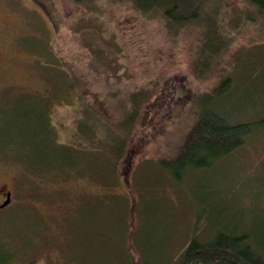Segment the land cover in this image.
Returning a JSON list of instances; mask_svg holds the SVG:
<instances>
[{
  "label": "rangeland",
  "instance_id": "1",
  "mask_svg": "<svg viewBox=\"0 0 264 264\" xmlns=\"http://www.w3.org/2000/svg\"><path fill=\"white\" fill-rule=\"evenodd\" d=\"M222 10L229 44L211 61L205 73L209 81L196 91L183 96L174 91L178 71L190 69L191 37L182 34L167 43L187 55L174 56L180 67L150 102L151 111L141 114L140 137L131 140L133 193L120 179L101 187L105 152L92 148L86 156L90 143L81 137L77 144L73 134L86 133L85 126L78 130L79 120L89 115L86 105L94 96L120 115L139 79L169 66L167 54L151 59L162 47L158 39L145 46L131 41L130 47L133 34L148 31L125 5L0 0V190L3 199L11 194L0 210V264H128L123 249L130 237L149 264H176L190 236L205 240L217 229L246 235L264 257V140L259 135L211 167L188 171L179 182L149 158L174 154L194 116L185 102L221 78L229 76L235 87L222 103L230 121L264 115V28L258 18L245 21V14L254 12L245 0H228ZM40 105L48 112L53 140L66 149L50 150V157L78 151L65 178L52 180L46 168L53 161L49 165L37 148L38 114L45 111ZM26 110L28 118L22 117ZM142 148L146 157L137 156Z\"/></svg>",
  "mask_w": 264,
  "mask_h": 264
},
{
  "label": "trees",
  "instance_id": "2",
  "mask_svg": "<svg viewBox=\"0 0 264 264\" xmlns=\"http://www.w3.org/2000/svg\"><path fill=\"white\" fill-rule=\"evenodd\" d=\"M73 1L77 4L103 1L110 5L127 6L134 19L139 20L141 27L148 31V35H139V32L133 34L132 38L130 36L124 38L123 35L121 36L122 41L130 37L131 40L128 39L127 42L132 48L131 41L133 46L136 44L145 46L148 41L152 44L155 43V38H157L162 47L156 48V51L151 54V59L156 61L157 58H162L167 54L166 59L169 60L168 67H160L152 74L148 72L147 75L139 79L129 95V106L123 108L120 115L115 116L116 110L113 109V105L104 104L108 102L98 101L94 96L92 103L86 105L90 112L89 115L79 120L78 130L85 126L82 129L86 133L81 135L80 131H76L73 134L77 144L81 137L90 143V146L85 147L88 149L84 152L86 156H89L91 152L89 150L92 148L100 147L105 152L104 161L106 164L101 170L105 179L103 183H100L101 187L107 185L112 187L114 183L119 182L118 179L130 187L129 175L132 157L135 153L133 137H140V124L143 123L141 114L151 111L150 102L157 98L163 85L172 80L170 79L171 73L175 75L177 68L180 67V63L174 60V56L179 53L184 59L187 55L185 52L186 55L183 52L172 50L167 43L176 42L182 34H185V37H191L192 41V52H188L191 57L190 69H187L185 74L178 71L179 77L176 76V79L172 76L177 80L174 88L175 94L183 96L187 94V91H196L202 85L204 86L209 81V76L205 73L209 71L211 61L229 44L230 38L225 35L227 28L221 20L224 13L222 9L228 0ZM245 2L254 8L253 13L245 14V21L253 23L258 18L261 22L260 26L264 28V0H245ZM120 29L122 30L121 27ZM164 48H167V51ZM145 69L151 70L150 67H145ZM151 75H154L155 79ZM71 86L69 84V88H72ZM234 89L232 79L229 76L224 77L216 81L209 89L196 93L191 101L188 102L190 100L188 99L185 102L186 104L190 103L189 107L194 114L186 138L178 144L171 157H160L157 154L149 156L150 159L157 162L159 168L169 173L167 174L171 179L179 182L188 171L211 167L215 162L243 147L254 136L259 135L260 139L264 140V115L251 121L239 122L230 121L226 117L225 111L227 110L224 111L222 103L231 96ZM75 91H77L76 87L70 92ZM107 98L109 97L106 96ZM100 102L102 103L101 109L99 106L97 107ZM40 108L44 107L40 105ZM47 113L45 109L43 114H38L40 118L38 124L40 125L35 129L36 145L39 151L48 157L46 159L49 165L51 159L53 161L46 168V173L49 172L48 175H52V180L59 177L65 178L68 170L73 169L69 167L76 166V155L79 154L75 150L73 155L67 152L62 158L59 156L50 157V150L58 151L62 147L60 143L53 140L52 127L45 119ZM22 117H30V112L26 110ZM162 131L164 128L160 129V132ZM132 139L133 141H131ZM75 142L73 145L78 148ZM62 149L66 150L64 147ZM139 149L140 145L136 147V152ZM142 152L146 157L144 148L140 150V153H137V156H142ZM130 190L133 193L136 192L133 185ZM134 198L136 201L137 194ZM123 250L126 252L128 264H149L135 248L133 238L128 239ZM176 264H264V257L259 254L258 248L248 242L246 235L217 229L214 230L210 238L205 240H201L196 235L190 236L183 250L177 255Z\"/></svg>",
  "mask_w": 264,
  "mask_h": 264
},
{
  "label": "water",
  "instance_id": "3",
  "mask_svg": "<svg viewBox=\"0 0 264 264\" xmlns=\"http://www.w3.org/2000/svg\"><path fill=\"white\" fill-rule=\"evenodd\" d=\"M10 202V192L5 194V200L0 204V209L6 207Z\"/></svg>",
  "mask_w": 264,
  "mask_h": 264
},
{
  "label": "flooded vegetation",
  "instance_id": "4",
  "mask_svg": "<svg viewBox=\"0 0 264 264\" xmlns=\"http://www.w3.org/2000/svg\"><path fill=\"white\" fill-rule=\"evenodd\" d=\"M0 193H1V190H0ZM2 194H4V193H1V194H0V204H1V202H3L4 199H5V198L3 199V198L1 197ZM10 196H11V194H10ZM0 210H1V209H0Z\"/></svg>",
  "mask_w": 264,
  "mask_h": 264
},
{
  "label": "bare ground",
  "instance_id": "5",
  "mask_svg": "<svg viewBox=\"0 0 264 264\" xmlns=\"http://www.w3.org/2000/svg\"><path fill=\"white\" fill-rule=\"evenodd\" d=\"M126 247V246H125Z\"/></svg>",
  "mask_w": 264,
  "mask_h": 264
}]
</instances>
